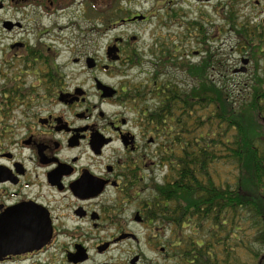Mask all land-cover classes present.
<instances>
[{
  "label": "flooded vegetation",
  "instance_id": "obj_1",
  "mask_svg": "<svg viewBox=\"0 0 264 264\" xmlns=\"http://www.w3.org/2000/svg\"><path fill=\"white\" fill-rule=\"evenodd\" d=\"M191 1L215 3L224 21L215 30L229 41L232 33L238 50L264 39L261 0ZM182 4L152 0L143 10L139 0H0V264H114L118 246L138 250L141 225L153 226L151 238L166 236L139 194L162 182L159 153L168 144L121 81L140 52L138 36L123 31L152 19L172 27L186 17ZM159 253L171 260L166 246ZM142 256L121 264H150Z\"/></svg>",
  "mask_w": 264,
  "mask_h": 264
},
{
  "label": "trees",
  "instance_id": "obj_2",
  "mask_svg": "<svg viewBox=\"0 0 264 264\" xmlns=\"http://www.w3.org/2000/svg\"><path fill=\"white\" fill-rule=\"evenodd\" d=\"M206 38L199 41L206 55L197 62L174 56L178 45L167 44L146 77L126 85L168 144L159 153L162 183L140 204L170 234L173 264H264V66L236 97L226 76L211 74L223 63ZM258 40L242 43L250 58L255 50L264 56V39ZM130 58L125 70L143 66L142 54ZM178 70L191 82L179 79Z\"/></svg>",
  "mask_w": 264,
  "mask_h": 264
},
{
  "label": "rangeland",
  "instance_id": "obj_3",
  "mask_svg": "<svg viewBox=\"0 0 264 264\" xmlns=\"http://www.w3.org/2000/svg\"><path fill=\"white\" fill-rule=\"evenodd\" d=\"M151 2L152 0H139V5L137 6V8L149 10ZM182 5V14L185 13L186 17H177V22L180 23H177L175 21V24L172 27H167L164 24L159 25L157 24V21L155 19H152L150 25L145 24L141 27L136 26L135 28H128L127 30L124 29V34H135L136 36H138V40L134 43V46H136V48L140 51L138 52L143 55L144 62L143 66L140 68H131L127 71L124 67V70L122 72L123 79H121V81L126 82V85H130L132 83L131 81L143 80L146 77V73L153 69V63L155 62L156 57L159 56L158 51L163 48H155V40H161L160 44L164 43L163 46L167 44L178 45L179 51H176L174 53V56L181 57L183 54H186V57L183 55V60L197 62L206 55V52L203 50L204 46L202 45V43H199V41H202V39L204 41V36H210V39H205L207 40V44L210 46V52L211 54H215V59H218L221 63H223L222 67H219L217 65L214 66L210 70L211 74H213V76L217 80L223 75L226 76V78L229 80V88L232 90L234 96L238 97V91H242V88L246 86L245 84L247 80L250 79L255 73H260L261 69L264 66V56L261 58V56H258L257 54L258 50H255V57L250 58L247 53L242 52L243 50L240 51L234 47L236 39H234V35L232 33L229 34V41L226 31H221L220 34L216 32L215 26L219 25L220 30L223 29L224 21H222L221 15H219V13L215 12V10L212 9V6L215 5V3L200 6L199 3L192 2L191 0H183ZM259 7L262 11H264V0H261ZM200 12L201 15L199 17ZM262 16H264V12L262 13ZM194 18L198 19L194 20L196 22V25L194 26L195 28H192L191 26H193V24H190L189 22ZM165 21L166 19H162V22ZM197 26H199L200 28ZM224 30H227V28H225ZM192 32H198L199 34H196L194 36ZM160 34L162 36H160ZM104 41L105 40H103V43ZM258 42L259 40H254L253 43L254 45H257ZM243 55L249 57L251 61L247 64H242V62L240 63V59L243 57ZM242 66H245L246 68L244 73L241 74L240 72H233L234 69H240ZM176 72L179 79L183 80L185 83L191 82V79L187 77L186 74H184L182 71L178 70ZM115 81H120V79L115 78L113 80H108V83L113 84ZM162 175L163 174H159L157 172V177L159 179ZM152 194L153 193L151 191H145V193L139 194V198L146 199ZM152 227L153 226L147 229L145 226L141 225L138 228L140 236L138 250L136 249V245L133 244L132 247H129L127 244H122L123 247L118 246L117 249H114V251L111 252L114 259L113 263L121 264L130 255H132V253L140 251L143 256L150 261V264H173V261H164L162 259V255H160L159 253L160 246H166L168 248L167 239L169 238L168 236L170 234L168 235V233H166L164 239L162 238V236L158 235L155 238H151L150 236L154 234V230L152 229ZM147 239L150 240L154 244V246L151 245V243L148 242ZM147 243L150 244L148 245ZM126 247L129 250L120 252L121 249H126ZM165 252L168 253V249ZM143 256L141 257V259L144 258ZM89 264H93V261Z\"/></svg>",
  "mask_w": 264,
  "mask_h": 264
},
{
  "label": "water",
  "instance_id": "obj_4",
  "mask_svg": "<svg viewBox=\"0 0 264 264\" xmlns=\"http://www.w3.org/2000/svg\"><path fill=\"white\" fill-rule=\"evenodd\" d=\"M111 49L116 50V48H114V47H112ZM242 63H243V64L248 63V59H244V61H242ZM237 71H241V72L245 71V66H242L240 69H238V70L236 69V70H235V72H237ZM98 87H99L100 89H102V90H107V89H109L108 86H106V85H104V84H102V83H100V82H98ZM136 259H137V258H135L134 261H135Z\"/></svg>",
  "mask_w": 264,
  "mask_h": 264
}]
</instances>
